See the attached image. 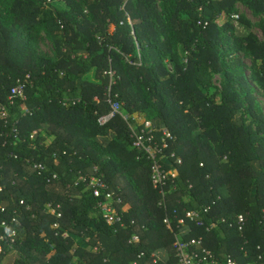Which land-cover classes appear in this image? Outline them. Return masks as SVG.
<instances>
[{
	"label": "trees",
	"instance_id": "1",
	"mask_svg": "<svg viewBox=\"0 0 264 264\" xmlns=\"http://www.w3.org/2000/svg\"><path fill=\"white\" fill-rule=\"evenodd\" d=\"M61 1L68 8L54 14L47 0H11L9 20L0 17V218L19 207L14 264H176L163 219L184 210L202 217L201 225L187 220L185 238H201L218 260L255 263L264 254V115L220 50L228 45L238 66L236 52L247 51L252 78L264 90V44L235 35L230 22L241 3L262 15L264 35V0ZM40 30L53 37L52 57L32 44ZM177 46L186 52L182 62ZM201 66L223 75L219 102L199 87ZM109 70L121 115L100 127L97 114L109 111ZM17 79L26 84L25 98L11 101ZM233 80L244 91V110ZM147 121L173 136L162 154L172 172L165 205L149 160L132 147L128 124L139 132ZM95 175L120 200L123 226L106 224L96 208L102 197L79 180ZM48 203L60 206V218L46 212ZM237 215L244 217L241 232L229 226ZM133 235L139 243L129 242Z\"/></svg>",
	"mask_w": 264,
	"mask_h": 264
},
{
	"label": "built area",
	"instance_id": "2",
	"mask_svg": "<svg viewBox=\"0 0 264 264\" xmlns=\"http://www.w3.org/2000/svg\"><path fill=\"white\" fill-rule=\"evenodd\" d=\"M198 24H200V22H198ZM104 75H107L110 80V84L105 92L107 103L109 105V111L103 115L97 114V124L100 127L108 124L116 115H121L120 104L114 100L115 96L111 93V83L114 79V74L112 70H109L104 72ZM25 89V82L23 80L17 79L16 83L10 90L8 99L11 101L14 97L24 99ZM76 102H79V100L73 101L72 104ZM4 108L5 107H0L2 110H5ZM122 118L127 121L128 116L122 115ZM128 127L130 137L132 139V147L136 149L138 153L143 154L150 162V181L152 185L158 189L161 196L159 205H165L164 186L172 176V172L171 170L165 168L167 158L162 154L163 151L168 148L169 141L173 140V136L167 129H157L149 121L145 122L144 127L140 129L139 132L136 131V129L130 124H128ZM157 133H160L158 138L156 136ZM170 156L174 157V154H171ZM175 159L178 164L181 163L179 158L175 157ZM32 169L36 170L38 173L46 170L43 164H33ZM94 170L95 172L98 171L97 168H94ZM79 180L84 181L88 187H91L94 197H102V200L97 202L96 208H98L100 211V214L102 215L106 224H118L119 226H123L122 215L118 213L116 209V204L119 203L120 200L118 198L115 199L114 193L107 190L102 176L99 177L95 175L90 177L89 180H87L86 177L80 176ZM2 189L3 187L0 185V192ZM12 202H14L13 197ZM18 204L25 206V210L27 211L30 208L23 198L18 200ZM59 207V205L53 206L52 203H48L46 205V212L50 215L60 218L61 213L58 212ZM18 208L13 210L12 215L9 218H0V264H4V258L11 251L16 249V244H21L17 238L20 235V230L23 224L21 217L18 215ZM5 209V206H0V214L4 213ZM203 212H207V209L204 208ZM201 219L202 217L197 210H184L183 217H178L177 214L172 216L166 215L164 217L163 224L174 235L173 246L175 249V257L177 259L176 264H239L235 259L230 257L226 258L225 260H218L210 251L203 247L201 238H185V235H188L184 229L187 225V220L195 222L197 225H201ZM218 222L224 223L225 219H220ZM243 224L244 217L242 215H237L233 223H230L229 226L231 227L234 225L235 229L238 232H241ZM53 227L57 228L58 223H54ZM209 228L210 227L206 228V231H208ZM62 235L66 236V233ZM129 242L133 244L139 243L138 237L136 235L131 236ZM140 255L143 254L141 253ZM154 259L156 260L158 257H155ZM248 264H264V254L260 253L257 256L255 263Z\"/></svg>",
	"mask_w": 264,
	"mask_h": 264
},
{
	"label": "rangeland",
	"instance_id": "3",
	"mask_svg": "<svg viewBox=\"0 0 264 264\" xmlns=\"http://www.w3.org/2000/svg\"><path fill=\"white\" fill-rule=\"evenodd\" d=\"M46 8H50L52 13H56V11L61 9H67L68 6L61 0H47ZM11 0H1L0 1V17L4 20H9L6 10L10 4ZM230 22L234 28L235 35H248L253 37L257 43L264 44V35L261 29V20L262 15H254L250 10H248L243 4L237 3L234 8L233 15L230 17ZM34 36L32 38V44L35 45L38 52L43 54L44 56L52 57L55 54V48L53 45V37L44 32L43 30L34 32ZM60 34V33H59ZM228 45L225 46L224 49L220 50L221 58L224 62V65L227 69L233 70V73L241 75L248 83L251 93L256 101V105L260 108L264 115V90H262L253 80L250 66H251V56L250 54L245 51L241 50L236 52V59L240 62L239 66L237 63L230 59L227 55L229 51ZM177 55L179 60L182 62L186 57V52L183 50L181 46H177ZM165 65L167 68L172 71V63L169 60V57L166 56L164 58ZM198 85L199 87L207 94V96L212 99L214 102H219L221 95H222V88L224 85V77L222 74H217L212 72L209 68L201 66L198 69ZM234 88L241 94V100L244 105L243 110L246 108L247 103L244 99V91L239 86L238 82L233 80L231 82ZM19 242H22L21 238L18 237ZM17 249H14L10 253L13 255H17L14 258L12 264H14L15 260L19 258V253ZM7 256L4 258V264H8L6 262Z\"/></svg>",
	"mask_w": 264,
	"mask_h": 264
},
{
	"label": "crops",
	"instance_id": "4",
	"mask_svg": "<svg viewBox=\"0 0 264 264\" xmlns=\"http://www.w3.org/2000/svg\"><path fill=\"white\" fill-rule=\"evenodd\" d=\"M149 122H150V121H149ZM151 123H152V125H153L155 128H157V129H164L163 126H162V123H161V122H157L156 125L153 124V122H151ZM17 252H18V251H17ZM18 253H19V252H18ZM19 256H20V253H19ZM16 257H17V255H13L12 253H9V254L7 255V260H6V262H7L8 264H12L14 258H16ZM132 264H134V263H132Z\"/></svg>",
	"mask_w": 264,
	"mask_h": 264
}]
</instances>
